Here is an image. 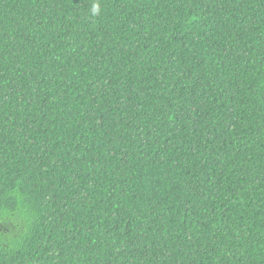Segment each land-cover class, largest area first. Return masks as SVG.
Instances as JSON below:
<instances>
[{
	"label": "trees",
	"instance_id": "obj_1",
	"mask_svg": "<svg viewBox=\"0 0 264 264\" xmlns=\"http://www.w3.org/2000/svg\"><path fill=\"white\" fill-rule=\"evenodd\" d=\"M0 264H264V0H0Z\"/></svg>",
	"mask_w": 264,
	"mask_h": 264
}]
</instances>
